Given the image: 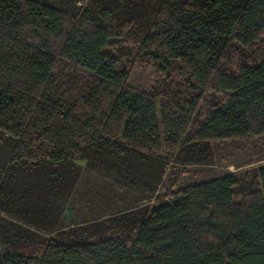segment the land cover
<instances>
[{"label":"trees","instance_id":"obj_1","mask_svg":"<svg viewBox=\"0 0 264 264\" xmlns=\"http://www.w3.org/2000/svg\"><path fill=\"white\" fill-rule=\"evenodd\" d=\"M120 29L138 30L142 50L159 64L178 62L200 92H229L187 141L200 95L182 107L158 106L150 93L128 87L108 49ZM262 36L264 0H0V132L12 140L7 169L36 171L48 193H58L71 187L68 177L78 176L81 161L115 175L131 161L150 168L159 164L157 109L165 144L183 147L198 163L212 158L209 140L263 135L264 56L237 74L220 69L229 44L247 47ZM58 61L81 73L55 71ZM252 172L237 201L242 179L208 178L154 206L116 214L95 239L54 229L58 219H50L56 235L0 252V264H264V164ZM155 173L154 186L162 176L152 179ZM53 199L32 209L44 223Z\"/></svg>","mask_w":264,"mask_h":264},{"label":"rangeland","instance_id":"obj_2","mask_svg":"<svg viewBox=\"0 0 264 264\" xmlns=\"http://www.w3.org/2000/svg\"><path fill=\"white\" fill-rule=\"evenodd\" d=\"M141 40L138 30L120 29L117 40L110 43L108 49L117 59V68L126 71V85L131 89L150 93L158 106L177 103L182 107L184 101L200 95L186 128L188 134L184 139L187 141L197 125L204 120L206 112L223 104L229 92H200L196 83L179 70L178 62H155L142 50ZM229 45L224 50L220 63V69L228 74H237L242 66L257 64L264 56V36L247 47L235 42ZM61 68L64 71L76 70L75 74L81 73L68 63L58 61L55 71L59 72ZM157 117L160 154L156 161L159 164L155 165L151 161L153 165L145 168L131 161L125 171L115 175L110 171L89 168L81 161L78 162V176L75 179L68 177L71 187L58 193H48L49 186H45L41 174L36 171L23 174L16 169H7L10 167L7 159L12 140L5 138L7 136L0 132V252H21L24 246L39 237L56 235L48 229L54 218L58 219V227L54 226V229L63 226L68 234L80 232L82 235L98 238L97 235H101L100 231L104 229L108 219L124 210L154 206L165 194L185 185L229 173L242 179L233 194V200L237 201L242 194L239 191L245 189L247 182L253 181L252 170L264 164V134L209 140L212 158L209 163H198L185 155L183 147L171 150L165 144L158 109ZM154 171L156 173L152 179L158 177L157 172L162 175L156 186L149 182ZM130 180L135 185L128 184ZM143 184L150 187L149 190ZM41 195L43 199L40 198ZM49 195L54 199L48 205L45 217L48 221L44 223L33 215L38 212L32 209L42 205L41 201ZM10 206L12 210L8 209ZM38 224H43L48 230L42 231ZM113 231L115 230H108L106 233Z\"/></svg>","mask_w":264,"mask_h":264}]
</instances>
